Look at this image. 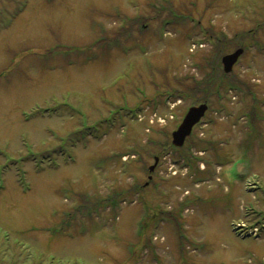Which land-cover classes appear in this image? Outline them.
<instances>
[{
    "label": "rangeland",
    "instance_id": "1",
    "mask_svg": "<svg viewBox=\"0 0 264 264\" xmlns=\"http://www.w3.org/2000/svg\"><path fill=\"white\" fill-rule=\"evenodd\" d=\"M0 264H264V0H0Z\"/></svg>",
    "mask_w": 264,
    "mask_h": 264
},
{
    "label": "water",
    "instance_id": "2",
    "mask_svg": "<svg viewBox=\"0 0 264 264\" xmlns=\"http://www.w3.org/2000/svg\"><path fill=\"white\" fill-rule=\"evenodd\" d=\"M244 49L239 48L235 52L225 55L222 59L224 64L225 72H231L234 64L238 61L240 56L243 54ZM208 106L201 104L199 106L191 107L185 115L182 124L176 131L173 132V144L177 147H182L187 137L192 133L193 127L201 120L205 115ZM158 161V159H156ZM154 166L151 167V170Z\"/></svg>",
    "mask_w": 264,
    "mask_h": 264
},
{
    "label": "trees",
    "instance_id": "3",
    "mask_svg": "<svg viewBox=\"0 0 264 264\" xmlns=\"http://www.w3.org/2000/svg\"><path fill=\"white\" fill-rule=\"evenodd\" d=\"M173 15H174V14H173ZM219 65H220V63H219ZM219 65H217V66H218V70H219ZM219 71H221V70H219ZM214 72H215V70H213V74H214ZM217 74H218V73H217ZM215 75H216V74H215ZM215 75H214V77H212V79L215 78ZM218 76H219V78L222 77V76H223V78L228 77V75L223 74V72H222V75H221L220 72H219V74L216 75V77H218ZM223 78H222V81H223Z\"/></svg>",
    "mask_w": 264,
    "mask_h": 264
}]
</instances>
